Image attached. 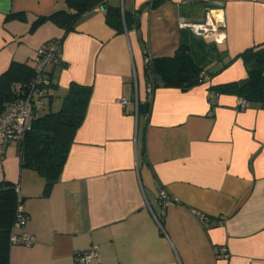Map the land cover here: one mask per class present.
I'll list each match as a JSON object with an SVG mask.
<instances>
[{
	"label": "crops",
	"instance_id": "crops-1",
	"mask_svg": "<svg viewBox=\"0 0 264 264\" xmlns=\"http://www.w3.org/2000/svg\"><path fill=\"white\" fill-rule=\"evenodd\" d=\"M150 1L108 0L137 18L121 32L104 7L86 11L59 46L64 66L48 65L56 86L37 112L59 109L72 81L92 92L47 193L44 178L21 166L20 143L6 146L0 181L18 186L27 217L17 232L35 238L11 245L10 264H75V252L90 247L100 252L92 264H264V106L239 108L238 95L208 89L247 76L237 55L264 44V0ZM61 8L64 0H0V74L12 60L36 62L38 49L61 37L50 21L29 31L38 15ZM20 11L24 19L6 18ZM208 12L214 37L187 28L230 63L188 89L157 86L149 96L145 56L173 55L180 20L204 21ZM146 100L145 114L138 104ZM160 187L180 203L162 210ZM222 245L227 257L216 256Z\"/></svg>",
	"mask_w": 264,
	"mask_h": 264
},
{
	"label": "trees",
	"instance_id": "trees-1",
	"mask_svg": "<svg viewBox=\"0 0 264 264\" xmlns=\"http://www.w3.org/2000/svg\"><path fill=\"white\" fill-rule=\"evenodd\" d=\"M162 1L151 0L150 7H155ZM64 3L65 8L38 15L31 22L29 31H34L42 23L50 21L63 31L60 38L51 39L59 40L61 44L66 35L75 29L82 15L95 6L104 7L105 20L116 32L130 29L137 23L134 14L122 5L111 4L108 0H64ZM25 15L22 11L10 12L6 18L24 19ZM181 34L180 45L173 55L150 58L144 64L146 80L152 83L153 88L175 86L188 89L209 79L213 73L230 63L231 60L224 61L222 51L214 42L194 35L187 27ZM237 57L242 58L247 76L225 84L209 85V91L214 92V95L218 92L234 93L245 100V106L248 103L264 106V44L247 48ZM36 62L12 60L0 74V111L7 101L17 97L13 87L15 82L21 83L23 87L30 82L35 73ZM219 63V68L213 70L214 65ZM52 65L64 66V62L59 60ZM47 73L50 77L46 88L49 99V89L56 84L52 81L51 69L47 68ZM91 92V86L72 81L59 109H48L45 112L36 110L31 128L20 142L21 166L35 170L44 178V193H47L60 177L74 134L84 119ZM138 108L145 114L148 113L150 101L139 103ZM19 197L21 198L15 183L7 179L0 181V264H10L12 244L9 237L17 218V207L21 205ZM23 212L26 213L24 210Z\"/></svg>",
	"mask_w": 264,
	"mask_h": 264
},
{
	"label": "built area",
	"instance_id": "built-area-1",
	"mask_svg": "<svg viewBox=\"0 0 264 264\" xmlns=\"http://www.w3.org/2000/svg\"><path fill=\"white\" fill-rule=\"evenodd\" d=\"M181 27H189L193 33L203 35L207 38L214 37L218 22L215 21L210 12L207 13L204 21L187 22L180 20ZM59 40H49L47 44L40 47L37 51V62L35 73L32 79L25 87L19 82H15L13 87L17 92V97L5 103L0 111V159L3 158L7 144L16 140L19 143L23 140L25 133L30 130L34 113L37 109L43 106L48 101L47 86L50 83V77L47 73L48 65L56 63L60 60L59 57ZM150 60L149 56H145V63ZM206 79L205 81H207ZM153 85L151 82L146 84V92L148 95L153 93ZM120 103L124 104L126 99L120 98ZM245 106V100L241 97L238 99V107ZM18 189V186H17ZM19 190V189H18ZM21 204V198H18ZM158 204L163 210L170 204L180 203L176 196L169 194L165 188L160 187L157 198ZM194 215L201 221H208L209 216L198 209H192ZM26 213L23 212L21 205L17 207V218L15 219L10 232L11 244L30 245L35 241L32 234L22 231L17 232V229L22 228ZM222 217L217 218V224H222ZM216 256L227 257L228 252L226 246H221L216 251ZM100 259V252L95 247L76 251L74 254L75 264H92V262Z\"/></svg>",
	"mask_w": 264,
	"mask_h": 264
},
{
	"label": "rangeland",
	"instance_id": "rangeland-1",
	"mask_svg": "<svg viewBox=\"0 0 264 264\" xmlns=\"http://www.w3.org/2000/svg\"><path fill=\"white\" fill-rule=\"evenodd\" d=\"M45 112V111H44Z\"/></svg>",
	"mask_w": 264,
	"mask_h": 264
}]
</instances>
